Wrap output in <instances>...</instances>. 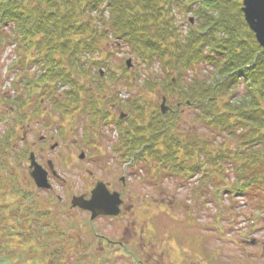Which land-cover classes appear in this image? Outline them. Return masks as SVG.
Wrapping results in <instances>:
<instances>
[{"label": "trees", "instance_id": "trees-1", "mask_svg": "<svg viewBox=\"0 0 264 264\" xmlns=\"http://www.w3.org/2000/svg\"><path fill=\"white\" fill-rule=\"evenodd\" d=\"M189 12L196 23L183 32L179 18ZM1 39L0 48L16 45L20 65L38 64L39 80L24 75L27 86H37L36 98L47 90L52 104L75 112L83 104L96 123L94 94L117 86L115 72L100 75V57L112 39L121 41L144 71L138 85L128 84L140 89L128 100L137 109L127 107L131 117L119 128L130 150L155 153L143 161L155 162L163 176L199 175L201 183L218 185L211 189L215 200L225 191L264 206V49L243 20L240 0H0ZM61 84L64 101L51 92ZM147 90L157 92L154 100L143 98ZM114 95L108 104L117 102ZM161 96L189 103L193 125L181 129L182 115H161ZM13 100L25 103L21 96ZM143 103H150L149 116ZM6 132L0 138V264H65L59 246L51 247L63 230L50 225L51 211L41 210L27 174L14 169L25 151L16 153L13 128ZM103 259L106 264V256L97 262Z\"/></svg>", "mask_w": 264, "mask_h": 264}, {"label": "rangeland", "instance_id": "rangeland-1", "mask_svg": "<svg viewBox=\"0 0 264 264\" xmlns=\"http://www.w3.org/2000/svg\"><path fill=\"white\" fill-rule=\"evenodd\" d=\"M241 1V0H240ZM191 17L194 19V23L192 25H195L196 19L192 15L191 12L185 15L183 17H180L179 20H181V29L183 32H186L189 28V24L187 22V19ZM0 43L2 44V39L0 40ZM121 41L118 40H111L104 49V55H102L100 58L103 60L105 64V68L101 69L100 71L103 73V70H109L110 72H115L116 79H117V86L114 88H111L110 90H105L106 93L110 94H116L114 95V99L118 102L116 108L114 109V113H122L125 117L130 118V113L127 110V107L130 108V110H135L137 107L134 105L135 103H132V101H128L129 99H132L138 95V92L140 89L138 88H130L128 84L130 82L135 83V85H138L136 83H140L144 77V71L143 68H139L137 64V60L135 59L134 55L132 54L131 49L128 48L127 45L122 44L119 45ZM21 51L19 50V53ZM36 52V51H35ZM20 54L17 52V47L15 44L6 45L5 47L0 48V117L3 116H11L14 117L16 113H19L18 111H25L26 113H30L31 115H34V110L37 111L40 109V100L43 99V105L47 106L46 113L49 114V117H43V121L38 122V120H35L33 123L30 124V128H36L38 131V135H48V136H55L56 132L59 131H65L66 134H69L72 136V143L69 141L66 146L63 144L60 148L55 150L54 152L49 154V158L54 162L55 167H57L58 173L61 172V176L64 180L67 181L68 186H65L61 188L59 185H54V191L55 195L50 197L52 199H49V194L46 192H36L37 197H39V203L41 210L49 209L53 215L54 221L50 222V225H57L60 229L63 230V236L62 239L56 240L53 244H51L52 248L58 247L59 250L57 253H59L60 262H63L65 264H97V261L99 260V257H97L99 249L96 245L94 237V228L97 231L98 235L104 236V237H110L112 240H117L119 237V231L117 227L119 226L117 222L105 220V219H97L93 220L92 223L88 221L87 214L80 213L79 211H68L67 207L64 206V204L68 201L66 192L68 191V187L71 186V191L73 194H76L78 191H80V187L82 186L83 182H85L84 177L88 175L85 173L86 170H90L97 177H101L103 175L104 177L109 176V172L111 171V168H118L120 172H116L115 176L119 177L120 174L123 172V163L120 159H118L119 155L114 152V148H118V151L120 152V146L128 142L127 138L120 134L119 130L116 129L112 122L109 123L105 121L107 117L102 116L103 113L99 114L100 112H103L105 108L110 105L106 101H103V96H106L105 94H101V92L94 94L95 101L102 102V108L100 110H95L94 113L98 119V123L94 122L90 115H87V113H83L84 116L80 117L81 120H78L75 117L76 112L74 109H65L63 105H55L52 104L49 100V96H47L49 91H44L43 93H40L38 98H27L26 95L23 93L25 92L24 89L28 87L26 85V79H25V73L27 72L28 75L31 77V75L35 74L33 76L34 81L39 80L40 71L38 70V64L33 62L30 66H22L19 62ZM127 60H131L132 62V69L126 70L125 68V62ZM123 67L125 69H123ZM145 67V66H142ZM155 71L158 70V66H156ZM26 71V72H25ZM36 71V73H35ZM93 73V72H92ZM146 75V74H145ZM134 79V80H132ZM132 80V81H131ZM61 83V82H60ZM63 84L59 87L57 90H51L52 94L54 93L57 95V98H59L61 101L67 100L68 98L62 93L65 91V87H62ZM150 90L145 91L144 99L147 100V102L150 100H154V96H157L158 94H150L148 92ZM60 93V96H59ZM103 93V92H102ZM109 94V95H110ZM21 96V98L28 99L27 104L22 109V107L15 103L13 99H17ZM84 97L85 94H84ZM158 98V97H156ZM175 99V98H174ZM108 100V99H107ZM175 101V100H174ZM97 103V104H98ZM144 108H146L147 112L146 115L149 116L148 109L150 107V103H143L141 104ZM173 108L179 106L180 104L175 102V104L171 103L169 104ZM50 106V107H49ZM77 106V105H76ZM152 106V105H151ZM168 110L164 116L171 115L172 113L168 114V111H170L169 106L165 105ZM86 108H89V106H85ZM96 108V105H90V108ZM141 107V106H140ZM190 107V106H189ZM21 108V109H20ZM152 109V108H150ZM179 110H183L180 115V122H178L179 128L181 129L187 128L188 125H193L191 122V118H193V112L192 107H179ZM86 111V110H84ZM137 116H139V113L134 112ZM109 117V116H108ZM10 118V117H9ZM50 118V119H49ZM149 117H147L148 120ZM1 120V118H0ZM43 122V124H42ZM123 125H125V121H122ZM9 122L7 120H4V122L0 121V138L2 136H5L9 132H6L5 129L9 127L7 126ZM28 123V122H27ZM26 123V124H27ZM49 123V124H48ZM99 125L98 127H95L94 124ZM49 125L48 129L45 131L43 125ZM128 122H126V125ZM27 126H24V130H28L26 128ZM68 129H72L73 131H68ZM60 133V132H59ZM93 134V137L96 135V139L99 141L100 150L106 154V157L103 158V160L100 161V163H97L93 160V157L90 155V158H86V156L81 159V161H77V158L74 157L73 159L78 163H72L69 166H59L61 161V156H59L60 153H70V154H76V156L80 152V148H77V144L81 143V141H86L87 139H90L89 136ZM88 134V135H87ZM56 137V136H55ZM33 136H28V141H32ZM54 140L59 141L58 137H56ZM19 142L14 141V147L16 148L18 146ZM127 145L126 147H128ZM125 147V148H126ZM91 148V147H90ZM21 144H19V147L17 150H21ZM85 151V154L87 155L85 147L83 148ZM15 153V152H12ZM74 154V155H75ZM27 155V153H26ZM123 160V159H122ZM26 157L24 160L18 164V162L15 163L14 169H22V175L24 173H27V162ZM71 162V161H69ZM129 162V161H126ZM122 165V167L120 166ZM24 166L23 168H21ZM97 166V171H95V167ZM146 163H140L138 161V164L135 165V168H130L129 172L127 174V183H129V193L132 196V199L136 206L142 210V218L147 219L151 225L150 232L154 231V233L158 232L159 236L164 239V245L162 248L166 252H171L172 247L170 245L171 237H172V231L175 226H179L180 223V216H182L179 209H173L170 210L169 205H167L169 202L186 200L187 198H190L192 202L189 204H186L188 207L194 206L197 202L195 201V198L198 199V202H200V196L204 197V193L202 191L206 190V187H204L201 182H199L200 176H196L193 179H191L189 182L180 181L179 179H171L167 176H163L160 174V176H157L156 180L154 181L153 177L148 174V168ZM108 168V169H107ZM113 170V169H112ZM112 172V171H111ZM110 178L106 180H110ZM54 184V183H53ZM159 184L162 187V191L159 190V187L156 185ZM33 187V186H32ZM33 189V188H32ZM201 194V195H200ZM200 195V196H199ZM57 196L62 197L63 203L58 204L57 202ZM141 197V198H140ZM143 199V201H141ZM225 199V198H223ZM244 198H238L239 206H241L243 203ZM165 200V205H160L159 201ZM168 201V202H167ZM207 201H210L208 198ZM206 202V206L209 209L208 213L214 212L215 206H211L209 202ZM240 201V202H239ZM158 205L160 207H164L166 209H160L158 210ZM187 207V209H188ZM44 208V209H43ZM168 209V210H167ZM186 209L184 208L183 211ZM239 210H247L249 211V208H239ZM194 213L197 214V211ZM203 214V213H202ZM179 217V218H178ZM177 218V221L175 220ZM178 222V223H177ZM176 224V225H175ZM225 224V223H224ZM122 225V223H121ZM124 225V224H123ZM126 225V222H125ZM154 233L151 237H154ZM150 235V234H149ZM55 240L54 238H52ZM152 241H156L154 238H151ZM156 248L159 247V245L156 243ZM79 252L81 255L79 256ZM115 258V257H114ZM76 259L78 261L76 262ZM155 260V256H152L148 259L146 256L144 260ZM106 259H103L102 262H105ZM82 261V262H80ZM118 264H131L129 259H119L115 261ZM108 262L106 261V264ZM110 263V262H109ZM108 263V264H109Z\"/></svg>", "mask_w": 264, "mask_h": 264}, {"label": "flooded vegetation", "instance_id": "flooded-vegetation-1", "mask_svg": "<svg viewBox=\"0 0 264 264\" xmlns=\"http://www.w3.org/2000/svg\"><path fill=\"white\" fill-rule=\"evenodd\" d=\"M103 99V101H106L107 99L111 100V96H103ZM173 101L174 99L172 98L167 100L166 104L170 108L168 114H177L178 112L182 113L183 110L180 111L178 106L173 108L169 105L173 103ZM101 103L102 102H99L97 104V109L103 107ZM26 104L21 107L24 108ZM64 105L67 106L66 104ZM39 106L40 111L37 113L34 111V115L25 112L28 123L26 122L27 124L25 123V125L20 123V126L17 127V135L19 136L20 142H24L29 149L28 156L25 161V163L27 162V172H30V162L28 160L31 158L34 163L47 172L48 179L51 183V188L48 191L52 196H54L55 191L53 189L55 184L63 188L68 186V183L60 175L61 172L58 173L57 167H55L54 162L49 158V154L60 148L63 144L66 146V144L71 140L67 138L68 135H66L65 132H56L55 136L58 137L60 141L59 143L54 140L56 138L55 136L42 134L38 135L36 128H30V124L36 119L40 122L43 121V117H49V114L46 113L47 106L43 105V99L40 100ZM116 106L117 102L110 103L101 118L106 116L107 118L104 120L115 124L114 126L118 130L119 125L123 123L122 121H125L124 123L126 124L127 117L119 120L120 113H114ZM74 107H76V105H74ZM78 107L80 108L76 112L75 117L78 120H81L80 117L85 115H83V113H85L83 112L85 109L83 104ZM19 115L20 113H16L14 117L10 116L14 119L15 124L19 120ZM24 126H27V132L23 131ZM43 126L45 131L49 127V125L45 124ZM95 127L97 126L95 125ZM69 130L73 131L72 129H68V131ZM90 134V139L81 141V143L77 144V148L81 149L77 156L75 153V155L73 153L70 154L71 152L69 154H59L62 161L59 166L65 167L72 163H78L73 158L76 157L77 161H79L78 159H80L79 155L81 153H83L84 157L86 156L87 159L90 158L91 155L96 164L100 163V160H103V158L106 157V154L100 150L99 146H97L100 144L96 139V135L93 137V134ZM30 135L33 136L32 141H28V136ZM70 143H72V141ZM127 145H129V143L121 145L119 148L120 152L118 151V148H114V152L119 155L118 159H120L122 161L121 163H123V168H121V170H124L119 177H116L115 174L117 171L119 173L120 170L115 167L111 168L112 172L108 171V178L111 177L110 180H106L108 178L103 175H101V177H97L92 171L86 170L85 173L88 177H84L85 182H83L80 187V191L73 194L71 186H69L68 191L66 192L68 201L64 204V206L67 207V205H69V207H67L68 211L77 210L80 213L87 214L88 218H90L91 213L79 209H70V202L74 196H83L88 199L91 191L94 190L97 185V182H102L108 193L112 195L114 194L111 201L113 202L115 198H117L116 201L119 202V204L117 206L118 214L116 216L101 215L94 219L110 220L117 222L119 225L117 227L119 231V237L117 240H112L110 237L98 235L94 228L93 231L95 241L98 239L96 242L99 249L97 254L98 256H106L108 258V263L110 262L109 264H118L115 262L117 258L129 259L131 264H264V217L258 215V207L255 204H250L249 201H243V204L239 206L237 200H230L228 201V209H220L217 207V205L220 204L219 201L210 200L207 202H209L211 206H215L214 212L210 213H208L209 209L203 199H201L200 202H197L195 206L191 207L186 205L192 202L190 198L181 200L182 202H169L167 204L169 205L168 209H179L182 216H180V221H178L180 225L178 227L175 226L172 231V237L170 238V244H172L170 245L172 247L171 252L168 253L164 251L162 248L164 245V239L159 236L158 232L154 233L153 229L150 232L151 225L147 219L142 218L143 212L134 203L132 196L129 193L130 184L127 183V174L129 169L135 168L138 161L142 163V158L154 157L156 154L148 153L146 151L131 152L128 150L129 146L126 147ZM84 147L85 149H88L86 150L87 155L83 150ZM145 148L146 145L141 147V149ZM129 154L131 155L129 156ZM128 158H131V160L129 159V162H126L125 159ZM122 165L120 164L121 167ZM52 167L53 171L51 170ZM97 170L96 166L95 171ZM150 171H154L152 167L150 168ZM156 185L159 187V190L162 191V187L159 184ZM105 196V198L108 199V195L105 194ZM209 196V193H204V197ZM63 200L64 199L62 197L57 196L58 204H62ZM141 201H143V199ZM159 204L165 205V200L159 201ZM245 207L249 208V211L239 210V208L242 209ZM184 208L186 209L185 211H183ZM160 209L166 208H159L158 205V210L160 211ZM195 211H197V214L194 213ZM175 220L177 221V218H175ZM153 233L154 237H151ZM151 238L157 240L156 243L159 245L158 248H156L157 245L155 241L151 240ZM146 256L148 259L155 256V260L152 259L146 261L144 260Z\"/></svg>", "mask_w": 264, "mask_h": 264}, {"label": "water", "instance_id": "water-1", "mask_svg": "<svg viewBox=\"0 0 264 264\" xmlns=\"http://www.w3.org/2000/svg\"><path fill=\"white\" fill-rule=\"evenodd\" d=\"M241 12L244 21L254 35L256 42L260 47L264 49V0H241ZM192 23V18L189 19ZM126 68H131V60L125 62ZM102 75V72H101ZM165 98H162V103L160 105V110L162 114H166L168 108L165 106ZM123 115H120V118ZM36 187L38 188H48L49 185L46 179V173L35 168L34 172L30 174ZM101 187H97L92 193L90 200H85L82 197H75L72 200V208L78 207L81 210H86L91 213V220L95 219L99 215H109L116 216L118 214L117 198L112 202L111 198L106 199V192L101 190ZM102 194V195H101ZM116 201V202H115ZM115 202V203H114ZM110 204V205H109Z\"/></svg>", "mask_w": 264, "mask_h": 264}, {"label": "bare ground", "instance_id": "bare-ground-1", "mask_svg": "<svg viewBox=\"0 0 264 264\" xmlns=\"http://www.w3.org/2000/svg\"><path fill=\"white\" fill-rule=\"evenodd\" d=\"M243 20H244V18H243ZM245 22V21H244ZM246 24V23H245ZM247 26V25H246ZM248 28V27H247ZM36 85V84H35ZM31 89V90H30ZM37 86H33V84H32V86L31 85H28V87H26L25 89H24V95H26V97L27 98H34L35 99V96H34V91H37ZM22 100H24V101H27L28 99H25V98H22ZM40 111V109L37 111V112H39Z\"/></svg>", "mask_w": 264, "mask_h": 264}]
</instances>
